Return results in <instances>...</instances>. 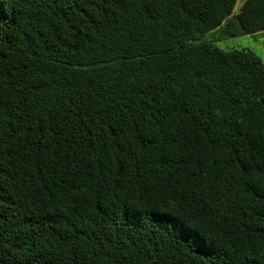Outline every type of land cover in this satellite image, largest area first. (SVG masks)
Listing matches in <instances>:
<instances>
[{
    "label": "trees",
    "instance_id": "obj_1",
    "mask_svg": "<svg viewBox=\"0 0 264 264\" xmlns=\"http://www.w3.org/2000/svg\"><path fill=\"white\" fill-rule=\"evenodd\" d=\"M237 1L0 0V264H264V61L216 44L264 0Z\"/></svg>",
    "mask_w": 264,
    "mask_h": 264
},
{
    "label": "rangeland",
    "instance_id": "obj_2",
    "mask_svg": "<svg viewBox=\"0 0 264 264\" xmlns=\"http://www.w3.org/2000/svg\"><path fill=\"white\" fill-rule=\"evenodd\" d=\"M244 2L245 0L237 1V4L234 9V15L239 12V9L243 5ZM206 38L210 39V38H213V36L210 33L207 35ZM216 44L224 50L243 49V48L251 49L257 55H259L264 61V32L244 33L237 37L224 38V39L218 40Z\"/></svg>",
    "mask_w": 264,
    "mask_h": 264
},
{
    "label": "snow or ice",
    "instance_id": "obj_3",
    "mask_svg": "<svg viewBox=\"0 0 264 264\" xmlns=\"http://www.w3.org/2000/svg\"><path fill=\"white\" fill-rule=\"evenodd\" d=\"M262 179H264V177H262ZM258 258H264V251H262V252L260 253V257H258Z\"/></svg>",
    "mask_w": 264,
    "mask_h": 264
}]
</instances>
